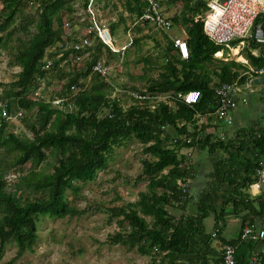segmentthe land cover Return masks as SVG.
<instances>
[{
	"label": "trees",
	"instance_id": "trees-1",
	"mask_svg": "<svg viewBox=\"0 0 264 264\" xmlns=\"http://www.w3.org/2000/svg\"><path fill=\"white\" fill-rule=\"evenodd\" d=\"M26 1L30 0H0V49L10 47L17 31L13 24ZM69 1H34L35 31L27 40L17 37L10 52V64L19 68L16 79L8 84L0 83V87H8L0 96V150L14 153L13 165L19 173L13 188L7 190L6 170L0 158V261L7 243L16 245L12 260L33 250L41 216H80L83 211L68 203L66 192H77L75 181L82 184L93 181L97 171L106 167L114 148L130 139L143 147L145 158L137 181L146 180V190L138 192L136 201L109 210L108 222L115 220L118 229L108 234L104 242L151 255L152 264H222L224 244L235 247L237 262L248 261L259 252L261 242L243 239L241 229L264 222V197L249 191L257 169L264 162V123L258 120L255 124L237 125L226 140L217 136L216 124L223 120L215 114L216 88L245 87L259 76L256 70L264 69L260 44L248 38L234 40L227 46L216 44L203 32L208 0H169L168 6L178 9L172 20L175 25L183 26L190 54L187 60H180L172 40L165 35L167 45L161 48L163 70L150 79L144 91L135 92L143 98L133 93V103L123 107L118 99L110 97L112 87L106 77L93 71V66L99 61L102 49L114 56L117 51L102 43L90 25L85 37H95L96 43L64 52V55L88 52L81 68L65 72L52 65L54 74L61 79L66 76L59 94L64 96L46 101L34 97V93L40 90V83L48 73L43 69L47 50L55 44L64 46L66 27L61 11H71ZM144 6L142 0L122 2L131 19H139ZM258 21L264 26L262 16ZM141 27L137 26V32ZM18 30L27 32V24ZM239 41L244 44L246 63L227 58L229 46L235 47ZM133 42L137 44L139 38ZM217 52L221 55L217 56ZM260 77L264 84V75ZM192 90L200 93L199 100L192 105L177 97L178 93ZM159 95L167 99L153 101ZM61 98L72 100L73 110L52 105ZM3 107L7 115L24 110L22 122L28 124L31 138H20L8 130ZM32 114L36 118L30 122L28 118ZM169 128L175 130V137H170ZM184 149L206 151L211 160L212 169L207 176L212 181L201 187L197 196L190 192L189 184L197 178L200 168L195 162L187 161L181 153ZM49 156L51 172L24 174L26 163L39 165ZM28 191L39 192L40 197L29 199ZM169 208L180 213L173 214ZM209 215L214 221L212 230L207 232L204 220ZM231 218L240 220V231L238 237L226 239L221 233ZM259 264H264L262 255Z\"/></svg>",
	"mask_w": 264,
	"mask_h": 264
},
{
	"label": "rangeland",
	"instance_id": "rangeland-1",
	"mask_svg": "<svg viewBox=\"0 0 264 264\" xmlns=\"http://www.w3.org/2000/svg\"><path fill=\"white\" fill-rule=\"evenodd\" d=\"M30 0L21 6V15L16 17L13 27L17 29L10 40L8 49H0V83L8 84L16 79V73L19 68L10 64L11 53L17 37L27 40L35 31L36 3ZM123 0H95L94 10L91 13L86 12V0H70L67 2L71 5V11L65 9L61 11L63 21L69 23L64 28L66 34L70 33L69 41L87 33L86 25H93L95 22L104 23L109 27L112 35L113 48L117 51L114 55L102 49L99 60L103 61L108 67V74L105 76L107 83L112 87L111 98L120 101L123 107H128L133 103L131 98L135 92L144 91L150 79L156 78L163 68V60L161 59V48L166 47L167 40L165 35L170 37H181L185 39V31L182 25H175L169 33L150 26L140 25L136 19L129 18V15L122 8ZM2 4L0 2V10ZM178 9L176 6H169L167 13L174 15ZM74 15H78L74 19ZM92 16V18H91ZM83 19V21L80 20ZM122 18L123 20H121ZM121 20V21H120ZM92 23H89L91 22ZM85 23V24H83ZM22 24H27V32L18 30ZM55 26V24H54ZM73 26H78V32H74ZM137 26L141 27L137 32ZM91 29V28H90ZM89 29V30H90ZM114 32H113V31ZM139 38V42L135 44L134 39ZM90 43H96L95 37H91ZM159 43L157 45L156 43ZM68 46V45H67ZM55 47V46H54ZM243 46L236 45L230 47V54L227 58H235L241 63L245 60V53L242 51ZM232 49V50H231ZM70 49H67V51ZM114 50V51H115ZM58 48L47 52L54 64L62 62L61 70L68 72L70 69H79L82 67L84 60L88 54H81L76 63H74V54L63 55L57 58ZM65 61V62H64ZM64 62V63H63ZM214 63H218L214 60ZM213 67V66H212ZM47 76L40 83L39 96L48 101L63 97L61 93L62 83L65 82L66 76L58 77L53 73L54 70L49 68ZM87 79L88 87L90 85ZM248 87H243L242 93L247 97V105L240 104L238 106L243 119L238 117L236 123L232 125L223 122L217 126V136L223 137L225 140L232 135V131L237 125L255 124L258 120L264 123V84L250 82ZM256 89L253 95L248 89ZM8 89L7 86L0 87V96L3 90ZM250 95V98H248ZM256 96V99L253 96ZM52 103L54 107H58L65 111L73 110L72 100H63ZM166 96L159 95L153 101L166 100ZM170 102V101H169ZM0 107L1 101H0ZM22 116L25 115L24 110H20ZM35 114L29 116L28 121L35 120ZM29 123V122H28ZM26 122H22V117L9 121L8 130L16 134L20 138H31V131L27 128ZM232 129V130H231ZM211 131V129H209ZM167 132L170 137H175L174 129L169 128ZM142 144L135 139L128 140L123 146L115 147L112 155L109 157L107 165L104 169L97 171L93 181L85 184L74 182L78 187L77 192L68 190L66 198L70 205L75 206L78 210L83 211L80 216H66L63 218H50L41 216L37 223V239L30 252H25L21 257L12 260L15 257L16 245L11 242L4 246L0 263L11 262V264H152L151 255H142L135 249H128L118 244H107L105 239L108 234L118 229L115 220L110 223L109 210L116 205L120 206L127 202L137 200L138 192L145 191L147 181L138 180V175L142 169V160L145 155L142 152ZM189 152L191 153L189 155ZM187 157V161L195 162L199 165V174L197 178L190 182V192L193 196H197L199 189L208 185L212 180L208 178V173L212 169L211 160L206 151L199 152L192 150H182ZM0 158L2 159L3 168L6 170L7 190L13 188L19 173L16 172L17 167L13 165L14 153H10L5 149L0 150ZM24 174L35 172L37 174H45L52 171V158L49 156L41 164L37 165L29 161L24 165ZM29 199H38L39 192H26ZM190 204V208L192 207ZM173 214H179V210L169 208ZM213 216L209 215L204 220L205 230L210 232L213 226ZM238 227H232L229 231V224L222 230V236L226 239L235 238Z\"/></svg>",
	"mask_w": 264,
	"mask_h": 264
},
{
	"label": "built area",
	"instance_id": "built-area-1",
	"mask_svg": "<svg viewBox=\"0 0 264 264\" xmlns=\"http://www.w3.org/2000/svg\"><path fill=\"white\" fill-rule=\"evenodd\" d=\"M145 3L143 13L136 22L141 24L150 25L163 33H169L175 26L172 15L167 13L169 0H142ZM95 0L86 1V12L91 13L94 10ZM264 15V0H208L207 11L203 18V32L216 44L228 45L234 40L252 39L260 44L262 51L264 52V26L262 22L258 21L261 16ZM78 16V15H77ZM92 18V16H91ZM83 21L82 18H80ZM92 22V21H91ZM90 22V23H91ZM69 23H65V27H68ZM96 31V35L100 41L107 44L111 49L112 35L109 27L104 23L95 22L92 25ZM73 28V27H72ZM91 30V29H90ZM87 30V33L90 32ZM64 39V46L61 44H55L47 50V52L58 48L59 53L57 58L64 55L67 49L80 50L90 45V40L85 35H78L76 38L69 41L70 33L66 34ZM173 42L174 49L180 60H187L190 54L188 44L185 39L181 37H170ZM68 45V46H67ZM237 45L243 46V42L239 41ZM113 51L115 49H112ZM232 50V49H231ZM116 51V50H115ZM86 52L85 54H87ZM74 54L70 52L69 55ZM217 56L221 53L217 52ZM79 55H74V63L77 65ZM65 62V61H64ZM63 62V63H64ZM246 63V60H242ZM54 64L51 57H48L46 53L43 59V69L48 70ZM62 62L58 63V68H61ZM93 71L99 73L105 77L108 74V67L103 61H97L93 66ZM256 74L264 75V69L256 70ZM243 87L239 85H222L216 88V104L217 108L215 114L217 117L227 125L233 122V113L236 111L240 104L247 103V97L242 93ZM136 96V93L134 94ZM39 93L36 91L34 97H38ZM136 97L143 98L141 95ZM177 97L184 103L192 105L196 103L200 98L198 91L192 90L187 93H178ZM60 100H55L53 103H59ZM3 116L7 121H12L22 116L21 111L15 113V115H7L5 108H2ZM249 191L253 195H263L264 197V162L261 168H258L255 175V180L250 184ZM215 235L214 233L212 234ZM241 237L245 240L260 241L261 246L258 253L252 254L248 261L237 262L235 259V247L230 244H224L222 246V264H259L260 256H264V222L261 225H245L241 229Z\"/></svg>",
	"mask_w": 264,
	"mask_h": 264
},
{
	"label": "crops",
	"instance_id": "crops-1",
	"mask_svg": "<svg viewBox=\"0 0 264 264\" xmlns=\"http://www.w3.org/2000/svg\"><path fill=\"white\" fill-rule=\"evenodd\" d=\"M78 18V16L77 15H74V19H77ZM262 20L264 21V15H262ZM90 23V22H89ZM92 23V22H91ZM83 24H85V23H83ZM85 27H87L88 29H90L91 27L89 26V25H86ZM73 29H74V32H78V31H75V30H79V27L78 26H73ZM246 60V59H245ZM254 80L256 81L255 83H262L263 82V79L260 77V76H257V77H255L254 79H253V82H254ZM248 85V83L246 84V86L245 87H248L247 86ZM252 94L253 93H255L256 91V89H254L253 88V90L251 89H248ZM248 98H250V95H248ZM247 105V104H246ZM233 117H234V120L237 122V121H239L238 120V117H241L242 119H243V115L241 114V111L239 110V108L233 113ZM259 225H261V224H259ZM238 227V231H237V235H236V237H238V235H239V231H240V220H238V219H234V218H231V219H229V231L232 229V227ZM235 237V238H236ZM229 239H234V238H229Z\"/></svg>",
	"mask_w": 264,
	"mask_h": 264
},
{
	"label": "water",
	"instance_id": "water-1",
	"mask_svg": "<svg viewBox=\"0 0 264 264\" xmlns=\"http://www.w3.org/2000/svg\"><path fill=\"white\" fill-rule=\"evenodd\" d=\"M254 82H256V81L254 80Z\"/></svg>",
	"mask_w": 264,
	"mask_h": 264
}]
</instances>
